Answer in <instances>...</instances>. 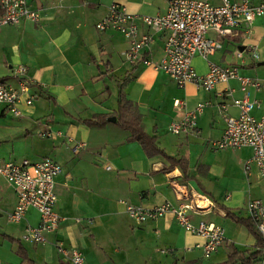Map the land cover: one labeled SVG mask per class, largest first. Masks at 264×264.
<instances>
[{"label":"crops","instance_id":"obj_1","mask_svg":"<svg viewBox=\"0 0 264 264\" xmlns=\"http://www.w3.org/2000/svg\"><path fill=\"white\" fill-rule=\"evenodd\" d=\"M205 1L220 4V0ZM261 1L249 0L252 6ZM111 3L137 16L152 17L167 10L165 0H26L28 8L37 12L38 22L22 20L16 27H0V83L17 88L14 70L21 66L32 82L27 95L33 96L31 105L18 106L19 116L0 104V158L15 164L46 159L56 163L60 173L55 178L54 212L61 219L55 231L43 233V244L21 240L27 226L39 225L40 216L31 209L20 223H8L6 214L14 210L16 195L0 176V214L8 224L0 232V264H68L56 243L79 251L85 264H164L167 255L172 264H240L241 258L249 264H264V251L251 256L261 251V242L240 223L249 218L245 208L249 201L264 200V178L254 165L244 173L252 150L210 149L225 128L219 108L225 106L228 116L238 117L232 100L244 98L239 81L217 84L210 91L194 83L179 88L155 68L163 57L168 32L154 33L140 21L134 22L138 36L151 35L152 43L139 56L151 65L129 64L122 56L128 40L118 32L96 29ZM239 34L223 38L221 49L206 60L194 56L195 73L206 75L208 63L235 66L240 78L263 81L264 17L254 19L249 35ZM206 37L218 39L213 31ZM249 47H256V58ZM121 90L158 152L146 151L123 127ZM246 92L248 101L255 103L250 115L261 118L264 84L257 89L248 86ZM175 101L183 106H174ZM199 104L204 106L196 114L195 132L169 133L171 123ZM123 118L127 121L129 116ZM45 131L59 135L41 137ZM69 141L84 143V148L73 154ZM174 181L213 204L209 211L189 213L193 226L208 222L223 228L224 241L209 259H203L198 250L186 251L203 239L184 231L172 215L138 224L125 211L126 206H178L183 201L171 187ZM162 246L165 253L158 251ZM244 251L249 253L235 255ZM179 253L186 256L182 262Z\"/></svg>","mask_w":264,"mask_h":264},{"label":"built area","instance_id":"obj_2","mask_svg":"<svg viewBox=\"0 0 264 264\" xmlns=\"http://www.w3.org/2000/svg\"><path fill=\"white\" fill-rule=\"evenodd\" d=\"M165 1L166 12L152 17L130 14L124 6L111 3L105 16L96 24V29L99 32L115 31L121 34L128 40V48L122 53L124 60L129 64L142 61L146 66H150L151 63L141 60L139 52L152 43V37L148 34L138 36L134 22H142L154 33L167 31L164 54L155 68L169 75L179 88L187 83H194L205 91H210L217 84L238 80L244 92L243 99L232 100L233 106L238 110V117L228 116L225 113V106L219 108L225 128L221 138L210 143V149L217 152L250 148L252 157L244 164V173L248 174L251 166L254 165L264 178V115L259 119L250 115L255 103L248 101L246 92L248 86L257 89L264 84V80L240 78L235 66L219 67L209 63L207 74L199 76L191 66L194 56L206 60L221 49L223 38H235L238 33L242 37L249 35L254 19L264 17V0L256 6H252L249 0H241L238 3L220 0L217 6L210 5L205 0ZM0 3V27L5 25L16 27L22 20L32 22L39 20L37 12L28 8L26 0H1ZM208 31H213L218 39L214 41L208 39L206 37ZM248 50L252 57L256 58V47H249ZM235 56L240 58L241 53L236 50ZM14 75L17 88L0 84V104L6 106L12 115L19 116L18 106L21 103L29 106L33 102V96L27 95L32 82L26 77L25 70L21 66L14 70ZM226 91L227 95L231 96V91L228 89ZM174 106L182 107L183 104L175 101ZM203 106V104L197 105L195 111L186 113L179 121L171 123L168 127L169 133L178 135L195 132L196 114L201 112ZM40 135L44 138H54L59 133L45 131ZM69 143L73 154H78L84 148V143L72 141ZM59 173L60 167L47 159L36 164L27 161L15 164L0 158V176L16 195V206L12 212L6 214L7 222L20 223L31 209L40 216L37 227L27 226L24 229L21 240L26 243L43 244L45 242L43 233H50L58 228L61 219L54 212L57 201L54 185ZM171 187L176 197L183 201L178 206L169 203L151 209L126 206L128 217L138 224H143L167 214L172 215L184 231L203 239L201 244L187 248L186 251L198 250L203 259H209L224 241L223 228L208 222H199L193 226L190 223L189 213L209 211L213 208V204L202 195L184 191L175 181L171 182ZM245 208L249 219L264 238V200H251ZM55 247L65 263L85 264L84 257L79 251L65 249L60 243H56Z\"/></svg>","mask_w":264,"mask_h":264},{"label":"trees","instance_id":"obj_3","mask_svg":"<svg viewBox=\"0 0 264 264\" xmlns=\"http://www.w3.org/2000/svg\"><path fill=\"white\" fill-rule=\"evenodd\" d=\"M1 2V0H0ZM0 12H1V3H0ZM1 84V83H0ZM124 87V83L121 85V89ZM121 97V100L119 102V111L121 114V117L123 119V127L128 129L131 132V140L138 142L143 148L146 149V151H150V153L158 152V149L156 148L155 144L153 143V140L149 138L142 129V126L140 125V121L138 119V116L136 115L134 108L123 99V92L121 90L119 96ZM127 114L129 116V119L126 118L127 121L124 120L123 115ZM161 153V152H160ZM171 160V159H168ZM178 164V163H175ZM242 225H244L249 232L253 233V235L259 240V243L261 242L260 252H256L255 254H252L251 256H256L260 253H263L264 251V239L262 236L258 233L255 224L248 218L247 220L240 221ZM249 251L244 252H236L235 255L239 258L242 256V254H248ZM240 264H249L248 259H242L241 258ZM31 264V263H30ZM230 264H234V261Z\"/></svg>","mask_w":264,"mask_h":264},{"label":"rangeland","instance_id":"obj_4","mask_svg":"<svg viewBox=\"0 0 264 264\" xmlns=\"http://www.w3.org/2000/svg\"><path fill=\"white\" fill-rule=\"evenodd\" d=\"M0 232L2 231V230H5V228L6 227H8V224H7V222H6V220H5V215H3V214H0ZM10 227H12V226H10ZM21 235H23V233L21 234ZM22 237V236H21ZM159 250H164V251H166V247L165 246H162V247H159L158 248V251ZM154 253H155V251H154ZM178 255V258H179V261L180 262H182V260H181V258H184V257H186L184 254H182V253H179V254H177ZM155 256L156 257H159L156 253H155ZM164 259H168V261H166L164 264H172L171 262H170V256L169 255H167V256H165V258Z\"/></svg>","mask_w":264,"mask_h":264},{"label":"water","instance_id":"obj_5","mask_svg":"<svg viewBox=\"0 0 264 264\" xmlns=\"http://www.w3.org/2000/svg\"><path fill=\"white\" fill-rule=\"evenodd\" d=\"M113 122L115 121V119H111Z\"/></svg>","mask_w":264,"mask_h":264}]
</instances>
